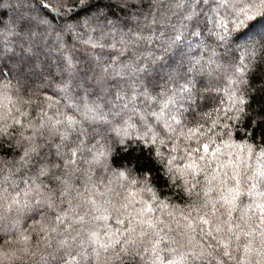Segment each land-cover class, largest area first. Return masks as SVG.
I'll list each match as a JSON object with an SVG mask.
<instances>
[{
    "label": "clouds",
    "instance_id": "9594fccd",
    "mask_svg": "<svg viewBox=\"0 0 264 264\" xmlns=\"http://www.w3.org/2000/svg\"><path fill=\"white\" fill-rule=\"evenodd\" d=\"M38 2L0 3L6 13L0 15V264H77V259L96 264L89 233L107 240L119 232L123 239L130 227L138 251L109 250L106 264H150L152 241L165 237L163 264L180 256L183 264H240L238 245L248 239L237 241L227 231L230 210L223 197L235 179L226 161L239 163L241 156L244 161L239 168L243 194L232 210L235 225L242 223L240 210L251 203L250 185L264 192V176L257 173L264 167L259 156L264 152V65L247 86H238L246 97L243 115L231 108L225 113V71L210 73L206 64L202 69L193 62L200 53L193 55V25L185 19L192 0H81L89 7L78 18L55 23L44 22ZM211 3L204 0L200 10ZM97 8L108 21L127 25L125 31L153 39L127 51L106 46L97 53L86 41L99 39L108 23H94L95 31L82 23ZM152 15L155 24L148 23ZM161 34L172 43H162ZM147 51L152 55L145 56ZM113 63L125 70L114 73ZM130 63L135 67H127ZM45 96L55 97L51 110L42 102ZM49 115L59 123L47 122ZM69 117L77 123L70 125ZM226 141L232 146L224 147ZM206 143L212 151L221 148L216 158L204 152ZM239 145H251V159L247 147L241 154ZM97 153L104 155L97 160ZM193 159L198 174L185 168ZM253 216L257 230L249 264H264L259 216ZM201 217L211 222V235ZM218 225L224 231L216 232ZM229 236L232 255L227 257L218 240Z\"/></svg>",
    "mask_w": 264,
    "mask_h": 264
},
{
    "label": "snow or ice",
    "instance_id": "6c2138e0",
    "mask_svg": "<svg viewBox=\"0 0 264 264\" xmlns=\"http://www.w3.org/2000/svg\"><path fill=\"white\" fill-rule=\"evenodd\" d=\"M204 3V0H200V3H196L195 0L189 5L190 10L185 14V19L192 23V35L194 38H198L195 45L200 55L193 56V62L199 64L203 69L204 65L208 66L209 72L212 71H225V77L229 87L224 89L225 96L228 98V107L224 109L225 113L231 108L232 112L243 115L241 106H246V97L241 94V89L238 86H247L249 83V77L254 76L256 72L264 65V0H212L211 4H205L206 11L200 10V4ZM79 4V8H77ZM42 5V6H41ZM40 11L43 13L45 23L49 20L52 13L61 18L80 16V13L89 7L85 3H81V0H39L38 5ZM182 6V5H178ZM48 9H51L49 12ZM79 9V11H74ZM71 14V15H70ZM151 15V14H150ZM101 20L108 23V30L102 31L99 39L90 37L86 43H88L93 49H104L106 46L115 50L119 46L121 51H127L129 47H134L140 40L147 39L151 41L152 36L144 37L140 31H125L124 28L117 26V24L108 21V17L103 14L101 8H97L95 15L88 17L85 16L83 20L84 27L90 28L95 31L93 24H99ZM80 21L78 20V24ZM150 24L156 23V17L151 16ZM72 28L73 26H68ZM183 27V25H181ZM179 35V33H177ZM160 40L164 44H171L172 39L169 38L165 41L163 34L160 35ZM223 46V51L219 49ZM145 56H151L152 53L147 51ZM67 62L71 63V57L66 56ZM97 59L102 57L97 56ZM127 67L134 68V64H129ZM125 65L120 64L119 68L116 63L112 65V71H124ZM230 70V71H229ZM67 88L65 83L61 91ZM172 98H170L171 100ZM46 104L49 110L52 109L55 102L54 96H45L42 101ZM88 112H92L93 109L90 106H86ZM239 116H237V119ZM70 125H75L77 122L71 117L68 118ZM47 122L57 124L52 116L47 117ZM176 123H180L179 119H176ZM165 127L170 128V125L165 123ZM194 129H190L191 134ZM152 139H156V133L153 132ZM230 142H225L224 147H231ZM240 153L242 154L247 147V158L251 159L252 148L251 145H239ZM175 150V149H174ZM205 153L211 152L213 158H216L217 153L222 150L217 146L215 151H212L209 145L206 143L203 145ZM73 155L75 152L73 151ZM104 153H97L96 159L99 160ZM231 155V153H229ZM259 156L264 157V152H261ZM74 162V161H73ZM243 156H241L240 162L237 163L233 160L226 161V166L232 167L234 170L235 185L228 189L227 194L223 197L224 202L229 207V220L226 222L227 231L235 236V239L239 241L241 237H246L248 242L243 245H238L241 250L240 264H249L250 257L253 254V239L256 235V226L253 225L254 219L253 213H257L259 216L258 226L260 228L259 235L264 241V192H257L255 183L251 184L247 195L251 200V203L240 210V221L233 225L232 210L239 207L240 198L243 194V190L240 187L239 168L243 164ZM186 169H189L193 174L199 173V166L195 160H190L185 165ZM217 173L219 168H217ZM257 173L264 176V167L257 170ZM214 178V177H213ZM211 182V180H210ZM91 203L95 204L92 200ZM51 206V201H49ZM150 210V208H149ZM66 215V213H65ZM59 219V217H58ZM82 219V218H81ZM201 222L208 227L209 234H212V224L206 217H201ZM151 226V223H150ZM247 226V230L245 228ZM41 227L45 225L41 223ZM224 231L223 225L216 227V232ZM126 238H121L120 233L116 232L110 234L107 240L100 239L97 232H90L89 237L94 247L92 249V256L95 258L96 264H102L101 256L105 254L106 264L108 259L107 253L109 250H119V253L127 254L130 250L138 251V239L135 235V228H129ZM144 233H140V240L143 239ZM25 241L28 240L27 236L22 237ZM163 239H157L151 243V261L150 264H163V257L161 256L162 248L161 244ZM62 244L66 241H62ZM218 244L224 250V255L230 257L232 255V237L224 239L220 238ZM145 254L149 253V248L143 249ZM204 249L201 248V253ZM83 255L87 258L88 252L84 250ZM78 264V259H77ZM168 264H183V256L176 257L168 261Z\"/></svg>",
    "mask_w": 264,
    "mask_h": 264
},
{
    "label": "trees",
    "instance_id": "16d2710c",
    "mask_svg": "<svg viewBox=\"0 0 264 264\" xmlns=\"http://www.w3.org/2000/svg\"><path fill=\"white\" fill-rule=\"evenodd\" d=\"M3 2H4V0H0V3H3ZM41 6H42V5H41ZM48 11L50 12L51 9H48ZM74 11H79V9H74ZM0 15H6V13H5L3 10H0ZM70 15H71V14H70ZM49 19H51V20L55 23L58 19H63V18H61V17H59V16H56L55 13H52V15H51V17H49ZM97 35H98L97 33H93V36H94V37L97 36ZM197 39H198V38H192V43L195 44L196 41H197ZM68 40H69L70 43H75L74 41H72L71 36L68 37ZM88 47H90V45H89ZM96 51H97V53L100 52L99 49H97ZM198 51H199V50L196 49V51L193 52V55L197 54ZM78 55H84V53H78ZM229 71H230V70H229ZM45 91L47 92L48 90L45 89ZM53 95H55V94L53 93ZM225 100L227 101V97H225ZM0 155H3V153H0ZM8 155H11V152H9Z\"/></svg>",
    "mask_w": 264,
    "mask_h": 264
}]
</instances>
